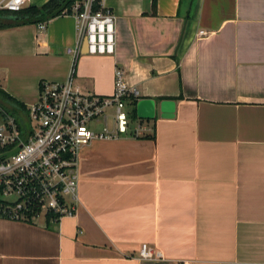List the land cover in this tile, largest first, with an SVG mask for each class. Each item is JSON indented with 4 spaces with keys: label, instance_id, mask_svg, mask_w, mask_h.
I'll use <instances>...</instances> for the list:
<instances>
[{
    "label": "crops",
    "instance_id": "obj_1",
    "mask_svg": "<svg viewBox=\"0 0 264 264\" xmlns=\"http://www.w3.org/2000/svg\"><path fill=\"white\" fill-rule=\"evenodd\" d=\"M102 6L114 54L81 48L74 68L73 15L0 30V90L29 108L73 70V87L108 96L118 67L137 102L171 100L174 116L84 147L75 215L51 229L0 219V264H264V0ZM143 244L160 258L141 259Z\"/></svg>",
    "mask_w": 264,
    "mask_h": 264
},
{
    "label": "built area",
    "instance_id": "obj_2",
    "mask_svg": "<svg viewBox=\"0 0 264 264\" xmlns=\"http://www.w3.org/2000/svg\"><path fill=\"white\" fill-rule=\"evenodd\" d=\"M103 0H80L71 15L78 36L67 53L73 68L83 41L88 55L110 56L115 50V16L102 6ZM24 0H5L0 10L18 12ZM45 23L38 24L43 31ZM199 35H205L199 31ZM137 91L128 86L124 71L115 68L111 95L84 93L73 87V70L64 82H43L37 102L27 108L21 130L14 117L0 119V202L6 204L7 220L27 223L48 219L55 225L73 217L79 205L77 163L80 151L94 141H112L135 136L129 118L130 98ZM3 111L0 109V113ZM141 259L160 258L147 245ZM182 264H188L184 262Z\"/></svg>",
    "mask_w": 264,
    "mask_h": 264
},
{
    "label": "trees",
    "instance_id": "obj_3",
    "mask_svg": "<svg viewBox=\"0 0 264 264\" xmlns=\"http://www.w3.org/2000/svg\"><path fill=\"white\" fill-rule=\"evenodd\" d=\"M80 0H49L40 7L29 6L24 7L18 12H11L5 9L0 10V30L17 27L27 24H41L49 22L50 20L62 15L71 14L73 5ZM137 98H130L129 102V118L131 122L140 121V123L149 120H139L136 115ZM0 119L9 115L15 118L19 129L26 126L25 119L27 116V107L21 102L10 97L4 91L0 90ZM137 137V136H134ZM149 137V136H148ZM1 157V156H0ZM7 205L0 202V219H7L3 215V211ZM32 221L27 224H32ZM55 226L50 220H45L46 228H53Z\"/></svg>",
    "mask_w": 264,
    "mask_h": 264
},
{
    "label": "water",
    "instance_id": "obj_4",
    "mask_svg": "<svg viewBox=\"0 0 264 264\" xmlns=\"http://www.w3.org/2000/svg\"><path fill=\"white\" fill-rule=\"evenodd\" d=\"M87 44L83 41L82 53L87 54ZM156 110H159L160 117L171 119L174 116L175 103L171 100H163L159 104L151 99H141L136 104V115L140 120H151L156 116Z\"/></svg>",
    "mask_w": 264,
    "mask_h": 264
},
{
    "label": "rangeland",
    "instance_id": "obj_5",
    "mask_svg": "<svg viewBox=\"0 0 264 264\" xmlns=\"http://www.w3.org/2000/svg\"><path fill=\"white\" fill-rule=\"evenodd\" d=\"M131 125H133V126L140 125V121H136V122H134V124L131 123Z\"/></svg>",
    "mask_w": 264,
    "mask_h": 264
}]
</instances>
